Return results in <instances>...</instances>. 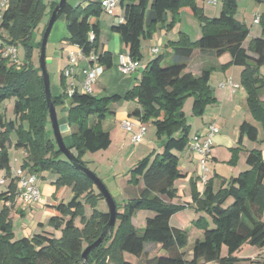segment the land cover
<instances>
[{
  "label": "trees",
  "instance_id": "obj_1",
  "mask_svg": "<svg viewBox=\"0 0 264 264\" xmlns=\"http://www.w3.org/2000/svg\"><path fill=\"white\" fill-rule=\"evenodd\" d=\"M200 1L203 0H120L124 22L113 26L112 31L121 36L134 61H142V41L151 39L161 28L172 31L180 22L183 10L198 20L201 37L194 42L186 33H179L177 41L167 44V48L172 49V65L162 67L165 57L158 55L145 68L140 84L123 97H97L76 91L68 98L64 73L61 75L64 95H52L56 109L64 105V99L70 101L67 123L71 144H65L85 167L83 158L87 153L111 147V135L103 123L113 114L112 105L121 101L136 102L139 108L130 116L152 125L156 137L164 140L160 153L152 152L130 171V183L143 185L139 196L129 200L122 213L117 207L113 232L106 233L102 244L92 250L84 262L83 252L100 238L110 215L98 211L99 200L104 198L93 182L59 150L50 128L42 71L33 62L34 50L41 48L34 32L46 11L52 15L58 4L48 5L43 0H8L0 23V105L14 99L15 120L7 122L0 116V171H5L7 178L12 176L9 149L11 135L15 134L14 147L26 152L21 168L30 174H55L58 177L54 182L56 199L66 187L73 195L67 203H53L46 208L52 213L47 225L61 232L59 238L52 232H41L31 238L16 239L10 217L12 207H3L0 211V264H132L126 261L125 254L137 258L145 255L144 264H264V259L255 262L237 256L245 245L264 249V155L261 150L248 151L249 169L223 182L218 190L215 189L216 177L207 181L203 192L198 189V180L192 179L189 183L192 203H173L179 198L175 184L184 178L179 154L189 149L191 140V125L183 107L192 97V115L202 118L207 109L216 104L211 85L216 70L226 71L232 66L243 69L240 86L247 96L248 111L263 134L260 140V130L244 122L239 130L238 147L231 150L229 164H237L243 151V138L253 143L264 142V75L261 73L264 16L260 20L261 37L251 39L244 47L250 29L236 19L237 0H223L221 14L216 18L204 15L198 5ZM103 13L101 1L96 0L86 6L73 7L66 3L60 16L66 17L69 33L66 41L77 46L85 58L97 56L91 64L97 63L107 70L113 67V54L101 49L102 31L98 20ZM90 32L95 36L93 41L89 40ZM8 46L23 48L24 62L20 66L10 64L2 56ZM196 51L215 57L229 54L231 62L220 68L205 69L196 77L185 73ZM16 189L15 180L11 179L0 198L14 203ZM86 205L93 210L90 217L85 215ZM188 208L205 214L191 223L203 232V239L194 244L191 260L186 259L183 251L188 245L187 231L171 226L172 217ZM140 210L154 213V217L146 220L143 230L133 224ZM77 219L82 227L76 225ZM149 245L159 246L158 253L164 251L168 255L149 258Z\"/></svg>",
  "mask_w": 264,
  "mask_h": 264
},
{
  "label": "crops",
  "instance_id": "obj_2",
  "mask_svg": "<svg viewBox=\"0 0 264 264\" xmlns=\"http://www.w3.org/2000/svg\"><path fill=\"white\" fill-rule=\"evenodd\" d=\"M0 0V16L3 15L4 11L7 7H2ZM86 6L91 1L96 0H84ZM101 1V0H99ZM222 1L217 0V4H211L208 0H203L198 2V5L203 9L204 15L208 18H216L221 14L222 9ZM238 2V12L236 15V19L242 23H245L250 29V35L248 39L244 42V47H247L249 42L247 41L261 37L262 28L260 23H255V19L259 16L260 20L264 16V0H237ZM67 3L73 7L72 3ZM78 6V5H77ZM64 20L66 21L65 16ZM57 22V21H56ZM55 22V23H56ZM99 25L102 31L101 35V49L103 51H107L113 54V67L111 69H104L103 74L98 78L96 83V88H94V96H113L119 95L123 97L130 89L135 86H138L141 82L142 74L149 64L153 60L152 48L160 45V55L162 54L166 57V53H162L163 48H167V44L172 41H177L179 38V33H186L189 35L192 41H197L201 37V28L200 23L194 16L186 10L181 12L180 22L172 29V31L168 32L165 28L159 29L151 39L142 41V61L139 62L140 69L136 73L131 75L124 74L119 68V57L121 55H126L129 53L128 48L124 45L121 36L112 31L113 26L119 25L124 22V11L119 6L115 12V15L110 16L107 14H103L99 20ZM1 23V21H0ZM194 25L195 33L193 37L192 31H190L189 24ZM48 25V24H47ZM55 25V24H54ZM54 28V26H53ZM52 28V30H53ZM191 28V27H190ZM252 31L255 33L253 34ZM52 33V31H51ZM48 41H50V36ZM105 36V38H104ZM69 37V33L67 30L66 38L61 40L60 38H55L52 40L53 46H58L55 48V60L59 62V70H58V78L57 84L51 88V93L54 96H62L64 95V90L61 87V75L64 70L69 66V56L70 54H74L77 57V65L75 66L74 75L71 79H67L66 82L69 85H74V87L81 91L82 89V81H83V71L88 70L91 67L90 61L79 56L80 49L77 46L71 45L66 39ZM48 48V47H47ZM156 57V56H155ZM208 57H210L214 61V65L212 67L220 68V66H224L231 62V56L229 54H224L221 57H215L208 53H200L196 51L194 57L188 62L185 73H191L194 76L198 77L202 74L203 70L208 69L210 67H206V61H208ZM47 59V57H46ZM48 61L50 59H47ZM24 62V61H23ZM22 62V63H23ZM243 69L240 67L232 66L226 71H221L220 69L216 70L212 74L211 85L214 89V93L217 99L215 105L209 107L206 111V114L199 118V123L197 127L193 129L191 125V133L190 137L192 138L196 134H200L206 131V128L210 124H214L219 127V134L215 135L213 138V149L211 160L209 161V165L211 164V169H208L207 178L208 180L215 179V189L218 190L223 182L229 180L233 177H238L242 172H245L249 169L246 160H247V152L256 149L255 147H251L249 141L246 137L243 138V151L239 155V160L236 165H230L229 161L231 160L232 154L231 150L236 149L238 147V139H239V130L241 125L244 122L251 123L250 119L252 116L250 115L247 108V96L244 89L240 86L241 73ZM262 73V69H261ZM264 75V74H263ZM232 82L235 85H239L240 87L237 89H233L232 87L226 86L221 88L222 83ZM69 98V97H68ZM262 100L264 101V95L262 96ZM61 108L62 117L59 119L60 129L63 134L64 141L67 145L71 144V131L68 127L67 123V114L70 108L69 99H64V105ZM139 108V105L136 102H128L121 101L112 105V115L111 122L107 125L106 131H108L111 135L112 145L114 143V138L116 141H119V144L122 147V143L124 141L125 135L130 134V139L132 143V134L137 132V122L138 119L131 117L130 114ZM8 108L6 107V102L0 105V116L4 118V121H13L15 120V116L12 110V117L8 115ZM253 120V119H252ZM108 117L103 123V127L108 123ZM125 121H133L135 126L132 131H128L123 123ZM254 121V120H253ZM146 128L148 125H145ZM1 131V125H0ZM147 133V132H146ZM12 135H14L12 137ZM11 135L12 146L9 149V157H10V165L12 168V173L21 168L24 159L26 158V152L23 149H16L14 144L17 141V137L15 134ZM115 136V137H114ZM122 142V143H121ZM155 146H152L149 149V154L152 152L160 153L162 151V147L164 145V140L156 138L153 143ZM111 145V147H112ZM254 145V144H253ZM110 147V148H111ZM119 147V149L121 148ZM109 148V149H110ZM121 150V149H120ZM263 151V150H262ZM264 155V151H263ZM180 157V169L184 176V178L178 180L176 182V188L180 184L181 189H178L179 198L174 200V204H179L182 200V204H191L192 198L190 194L189 183L192 179L198 180V189L200 192L204 191L205 186L200 182L199 176V167L197 165V156L190 150H186L183 153L179 154ZM223 165V166H221ZM222 168L225 171H222ZM221 170V171H220ZM0 178H5L7 183L3 186L9 185L11 181V177L7 178L5 171H0ZM37 186L39 187L42 197L39 203L35 205H26L16 200L14 203L7 201L6 198H0V211L3 207H12L11 211V219L14 224V233L16 239L21 238H31L32 236L41 233V232H52L54 235L59 238L61 236L60 231H55L51 227L47 225L48 220L51 218L52 213L47 211V206L52 205L53 203H61L65 202L61 198L63 193L67 191L69 193L68 198H72V191L70 188H64L60 193L58 198H55L56 187L54 186V182L57 180V176L51 172H44L37 175ZM188 186H187V185ZM2 186V185H0ZM189 187V191L187 192V188ZM7 188H0V195L5 193ZM188 193V194H187ZM183 194V196L181 195ZM69 199V200H70ZM68 200V201H69ZM191 210V209H190ZM200 216H205L199 214ZM154 217V213L152 216L149 215L145 219ZM175 217L171 219V226L175 228L182 229L180 226L182 222L177 220L174 225L173 221ZM195 221V220H192ZM16 222V224H15ZM134 226H136L135 221L133 220ZM143 226V225H142ZM159 246H152L149 250V258L154 257L158 254ZM263 250V249H262ZM261 250V252H262ZM242 251V250H241ZM240 251V252H241ZM239 252V253H240ZM238 253V254H239ZM237 254V256H238ZM127 255V254H126ZM125 255V259H126ZM260 254L253 257H247L252 261L255 260ZM241 258L240 256H238ZM246 258V257H244ZM186 259H192V251L186 254ZM126 261L136 264L132 261L126 259Z\"/></svg>",
  "mask_w": 264,
  "mask_h": 264
},
{
  "label": "rangeland",
  "instance_id": "obj_3",
  "mask_svg": "<svg viewBox=\"0 0 264 264\" xmlns=\"http://www.w3.org/2000/svg\"><path fill=\"white\" fill-rule=\"evenodd\" d=\"M46 4L51 5L52 3H57L59 4L61 0H43ZM69 3H72L73 5H85L84 0H68ZM104 14V13H103ZM102 14V15H103ZM50 13L49 10L46 11L45 16L42 19V22L40 23L39 27L36 29L34 32L35 36V41L37 43L42 42L44 32L46 30V25L48 24L50 20ZM190 31H192V35L194 37L195 33V28L194 25L191 23L189 24ZM253 34H255L252 31ZM67 35V24L66 21L64 20V17H61L60 19L57 20V22L54 25V28L52 30L51 36H50V41H48L47 47L46 48V57L47 59H50L49 61L46 60V66H47V71L49 74L50 78V86L51 88L57 84V78H58V70H59V62L57 59L55 60V48L58 46H53L52 45V40L55 38H60L61 40L65 39ZM105 38V36H104ZM249 40L247 41V43ZM18 52H19V60L21 62L24 61V51L22 47H18ZM40 49H35L33 53V62L36 67L40 66ZM162 53H166L165 60L162 63V67H166L168 65H172L171 58H172V49L170 48H163ZM160 55V54H158ZM158 55H151V57L154 59L155 56L157 57ZM162 55V54H161ZM86 59V58H85ZM206 61V67H212L214 65V61L208 57ZM262 74H264V67L262 68ZM96 88V85H95ZM53 89V88H52ZM94 95V94H93ZM101 97V96H98ZM193 102L194 99L192 97L188 98L184 104L183 111L187 117L188 123L193 126V129L197 127V124L200 122L198 117H194L192 115V107H193ZM6 107L8 108V115L12 117V110L14 108V99H10L6 101ZM57 115L58 119L62 117L61 113V108H57ZM108 123L105 125L104 129H107V125L111 122V117L108 116ZM253 125H255L259 130H260V140L263 139V134L261 131V127L259 124H257L255 121L250 119ZM51 128V126H50ZM62 132V131H61ZM63 135V134H62ZM14 135H12L13 137ZM115 137V136H114ZM156 135H155V128L152 125L147 126V133L144 137V139L139 142V143H131L130 139V134H126L124 141L122 143V147L119 144V141H116V138H114V143L112 147L106 151H100L97 153H87L83 161L86 165V167L94 173L106 186L110 194L112 195L113 199L116 201L118 204L119 208V213H122L124 211V206L125 204L132 199H135L139 196L141 189L143 188L142 183H140L139 186H134L130 183L131 180V174L130 171L137 165L139 161L144 159L149 155V149L152 146H155L153 143L156 140ZM254 144V145H253ZM251 147H255L256 149L263 150L264 151V142H257V143H250ZM119 147H121L119 149ZM262 151V152H263ZM65 157V156H64ZM153 159V157H152ZM211 164L208 167L211 169ZM223 166V165H221ZM208 168V169H209ZM17 170V169H16ZM16 170L14 172H16ZM225 171V169L222 168V171ZM221 171V170H220ZM223 171V172H224ZM13 172V173H14ZM199 172V171H198ZM200 176V174H199ZM177 186L178 189L181 187L180 184ZM187 185V184H186ZM188 186V185H187ZM0 188L4 189L7 188V186H0ZM67 188V187H66ZM187 192L189 191V187L187 188ZM188 194V193H187ZM69 193L64 192L62 196V200L65 201L64 203H67L70 198H68ZM183 196V194H181ZM183 201L181 200L179 204H182ZM228 205V204H227ZM226 205V206H227ZM98 211L108 213L109 208L107 205V202L105 199L99 200L98 204ZM93 210L89 205L85 206V215L87 217H90L92 214ZM199 214L205 215L203 213H197L194 209H186L175 216V220L173 221L174 225H177L176 222L177 220H180L182 222V225L180 226L182 229L187 231L188 233V245L186 248L183 250L186 254L191 252L193 250L194 244L197 240H202L203 239V232L196 229L195 227L192 226V220H198L201 216ZM153 215V212L148 211V210H140L138 211L135 216H134V221L136 223V228L139 230H143L145 228V219L148 216L149 217ZM262 221H264V213L262 217ZM16 224V222H15ZM76 225L78 227H82L80 225V220L77 219ZM143 225V226H142ZM213 227V226H212ZM152 248L151 245L147 246V250H150ZM260 254L257 258H255L256 261H262L264 259V249L261 250L256 247H252L249 245H245L242 249V251L238 254L241 258L244 257H253L257 256ZM126 255V254H125ZM124 255V256H125ZM159 256H167L168 253L164 251H160L158 254ZM126 259L129 261H132L136 264H144L145 261V255H143L141 258H137L131 254L126 255Z\"/></svg>",
  "mask_w": 264,
  "mask_h": 264
},
{
  "label": "built area",
  "instance_id": "obj_4",
  "mask_svg": "<svg viewBox=\"0 0 264 264\" xmlns=\"http://www.w3.org/2000/svg\"><path fill=\"white\" fill-rule=\"evenodd\" d=\"M211 4L216 5L217 0H208ZM102 8L105 14L113 16L117 8L120 6V0H101ZM2 7L8 6V0L1 1ZM2 20V16H0V21ZM255 23H260V17L258 16L255 19ZM94 34L92 32L89 33V40H94ZM160 53V45L152 48V54L158 55ZM2 56L7 58L10 64L20 66L22 62L19 60V52L18 48L14 46H8L3 49ZM79 56L85 58L80 50ZM91 62H95L97 60V56L92 55L90 58H86ZM119 68L120 70L127 75H131L139 71L140 64L137 61H134L129 53L126 55H121L119 57ZM77 65V57L74 54H70L69 56V66L64 70V76L67 79H71L74 75L75 66ZM104 68L95 63L91 64V67L88 70L83 71V81H82V89L78 91L74 85H69L66 95L67 97H72L76 91L81 92L83 94H94V88L97 83L98 78L103 74ZM226 86L232 87L233 89H237L240 86L233 84L231 81L228 83H222L221 88ZM137 132L132 134V142L139 143L141 142L147 132V128L145 124L140 121L137 122ZM123 126L128 130L132 131L135 123L133 121H125ZM220 129L214 124H210L207 126L206 131L200 134H196L193 136L189 143V149L197 156V165L199 167L200 173V182L202 185H206L208 178V163L211 160L212 149H213V138L215 135L219 134ZM12 179L15 180L16 184V197L17 200L26 205H35L40 202L42 194L37 186V175L30 174L27 171L19 168L14 172L11 176ZM7 180L5 178H0V185H5ZM9 196V195H8Z\"/></svg>",
  "mask_w": 264,
  "mask_h": 264
},
{
  "label": "water",
  "instance_id": "obj_5",
  "mask_svg": "<svg viewBox=\"0 0 264 264\" xmlns=\"http://www.w3.org/2000/svg\"><path fill=\"white\" fill-rule=\"evenodd\" d=\"M66 3H67V0H61L60 3L56 6L54 11L52 12V15L50 17L48 26L44 32L43 40L41 42L40 68L42 71L43 80L45 84V93H46V98H47V102L49 106L51 127H52L53 135L57 143V146L59 150L62 152V154L65 156V158L70 163H72L77 169H79L84 174H86L87 177L93 182L95 187L98 189V191L102 194L103 198L106 200L108 208H109L108 213L110 215V218H109V222L107 226L105 227L104 232L102 233V235L97 241H95L93 244L88 246L83 252L82 259L84 262H87L90 252L102 244L106 233L113 232V229L116 225L118 212H117L116 202L113 199L110 192L108 191V189L106 188V186L104 185V183L94 173H92L87 167L81 165L77 157L74 155V153L71 150H69L68 147L66 146L61 129H60L57 111H56L54 104L52 103L50 78H49V74H48L47 66H46V60H47L46 59V48H47L48 39L52 31V28L55 22L58 20L59 16L61 15L62 9L66 5Z\"/></svg>",
  "mask_w": 264,
  "mask_h": 264
}]
</instances>
